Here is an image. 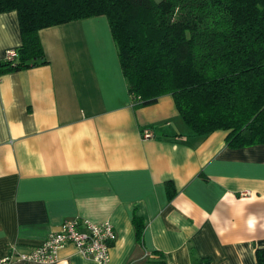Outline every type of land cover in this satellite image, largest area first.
<instances>
[{
  "label": "crops",
  "instance_id": "1",
  "mask_svg": "<svg viewBox=\"0 0 264 264\" xmlns=\"http://www.w3.org/2000/svg\"><path fill=\"white\" fill-rule=\"evenodd\" d=\"M39 38L47 63L0 74V259L77 218L82 232L112 223L109 264H260L264 143L193 133L170 94L133 106L105 15ZM20 45L16 10L0 12V61ZM11 264L99 263L67 243L51 262Z\"/></svg>",
  "mask_w": 264,
  "mask_h": 264
},
{
  "label": "trees",
  "instance_id": "2",
  "mask_svg": "<svg viewBox=\"0 0 264 264\" xmlns=\"http://www.w3.org/2000/svg\"><path fill=\"white\" fill-rule=\"evenodd\" d=\"M9 10L21 45L0 74L48 62L40 29L105 15L133 106L170 94L193 133L228 130L232 148L264 143V0H0ZM132 221L140 241L144 222Z\"/></svg>",
  "mask_w": 264,
  "mask_h": 264
},
{
  "label": "built area",
  "instance_id": "3",
  "mask_svg": "<svg viewBox=\"0 0 264 264\" xmlns=\"http://www.w3.org/2000/svg\"><path fill=\"white\" fill-rule=\"evenodd\" d=\"M16 56V49H7L4 59L11 60ZM154 129L144 127L141 130L143 138L153 135ZM77 218L64 219L57 230L47 234L46 239L26 253H9L0 259V264H11L20 259L24 261L51 262L55 260L56 252L67 243H73L77 249L86 257L99 264H109V249L116 239V231L109 221L89 222L86 221L87 232L78 229Z\"/></svg>",
  "mask_w": 264,
  "mask_h": 264
}]
</instances>
